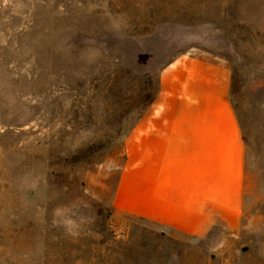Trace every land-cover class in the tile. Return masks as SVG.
<instances>
[{"label": "rangeland", "instance_id": "obj_1", "mask_svg": "<svg viewBox=\"0 0 264 264\" xmlns=\"http://www.w3.org/2000/svg\"><path fill=\"white\" fill-rule=\"evenodd\" d=\"M231 73L239 227L193 240L117 217L128 131L161 67ZM0 264H264V0H0Z\"/></svg>", "mask_w": 264, "mask_h": 264}, {"label": "crops", "instance_id": "obj_2", "mask_svg": "<svg viewBox=\"0 0 264 264\" xmlns=\"http://www.w3.org/2000/svg\"><path fill=\"white\" fill-rule=\"evenodd\" d=\"M231 73L209 56L159 69L157 92L128 131L112 212L144 230L193 240L238 229L246 209V146Z\"/></svg>", "mask_w": 264, "mask_h": 264}, {"label": "trees", "instance_id": "obj_3", "mask_svg": "<svg viewBox=\"0 0 264 264\" xmlns=\"http://www.w3.org/2000/svg\"><path fill=\"white\" fill-rule=\"evenodd\" d=\"M151 103V102H150Z\"/></svg>", "mask_w": 264, "mask_h": 264}]
</instances>
